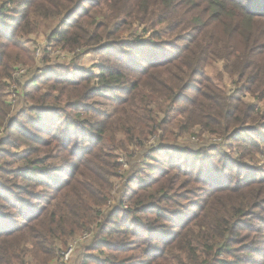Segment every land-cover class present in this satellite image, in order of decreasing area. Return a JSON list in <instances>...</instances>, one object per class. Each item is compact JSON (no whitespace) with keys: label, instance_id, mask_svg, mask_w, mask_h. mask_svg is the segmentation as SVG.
I'll return each mask as SVG.
<instances>
[{"label":"trees","instance_id":"16d2710c","mask_svg":"<svg viewBox=\"0 0 264 264\" xmlns=\"http://www.w3.org/2000/svg\"><path fill=\"white\" fill-rule=\"evenodd\" d=\"M88 54L96 70L49 61ZM257 103L264 0H0V264H53L85 233L82 264H264Z\"/></svg>","mask_w":264,"mask_h":264},{"label":"rangeland","instance_id":"374dc122","mask_svg":"<svg viewBox=\"0 0 264 264\" xmlns=\"http://www.w3.org/2000/svg\"><path fill=\"white\" fill-rule=\"evenodd\" d=\"M136 29H137V27H136ZM138 29H139V33L140 34H143L145 36L148 35V33L147 34H144L143 28H138ZM128 32H130V31H127V33L125 35H127ZM170 38L171 37L167 36L165 39L172 40V38L171 39ZM44 42H45V38L42 35V36H40L38 38V44H41L43 46L44 45ZM145 49H149L151 51V53H152L151 56L143 55V54H145V52L143 51L142 54L140 55V58H142V57H150L151 60L155 61V60L158 59V57L161 55L162 52L167 53L168 55L170 54V53H168L166 51L165 48H161V47H159L157 45L155 47V50L153 49V46L150 47V45H147L144 48V50ZM43 57H44V55L42 54V51H41V53L39 54V56L37 58V61H38L37 68L40 71L42 70L43 67H45V65L42 63ZM50 60H51V65H56V64H66L67 66L73 65V66L82 67V68H84V70L93 69L94 68V65L97 64L100 61L99 58L95 54H88L86 56L79 57L77 59V61H75V62H71V60H62V59H60L57 56H51V57H49V61ZM222 69H223V64L221 62L212 63V66H210V67L207 68L206 73H205V77L211 79V81L213 82V84L215 86H219V85L220 86H227L228 90H231V89H233V87H231L232 86L231 85V81L229 80V78L227 76H225L224 74L222 75V73H223V70ZM93 70H96V69L94 68ZM219 75H222L223 76V81H221V78H218ZM204 78H202V79L199 80V82L197 84V88L200 87L199 85L203 82V79ZM233 86H234V84H233ZM187 94L189 96H192L193 95L192 92H189ZM101 102L103 104H108L106 101H103V100H101ZM245 102L246 103H250V104L256 103L251 96H247L245 98ZM257 104L264 109V105L263 104H260V103H257ZM101 107L102 108H107V105H102ZM175 134H176V132L175 131H172V137H175ZM198 134L199 133H197L196 135H198ZM191 141L197 142V143H206L205 145H209V144H213V143H219L220 142V139H216L215 137H212L211 135L206 134L202 138H196V136L195 137H190V138H188V137L187 138L177 137V138H174L173 140L169 141V143L172 142L174 144H178L179 146H185L186 144L187 145L188 144H191L190 143ZM152 144H155L154 138H151L150 139V143H148V145H152ZM186 158L189 159L190 156H186ZM119 159H120L119 160L120 162H126V163L133 162V158L132 157H127L125 155L119 156ZM130 167L131 166L124 165L123 168L120 171V176L118 178H116V179L113 180V182H114L113 191H115V193H112L110 195V202L108 203V205L106 207L103 208L104 212H106L108 210V208L111 209L114 206H116L115 199H118L121 194L123 195L124 190H122L119 193H116V190L122 186V184L125 182L126 179L128 180L131 177V176L128 177V175L130 173ZM134 168H136V163L134 165ZM247 175L257 176L256 173H254V172H247ZM222 182H223L222 179L219 180V183L220 184ZM133 187L136 188L137 185L136 186L133 185ZM82 235L83 234H81L79 236H82ZM79 236H77V237H79ZM85 244L86 243H84V244H82V245H80L78 247V249L75 251L74 255L72 256V258H71V260H70V262L68 264H82V261H83V259L86 256V251L84 249Z\"/></svg>","mask_w":264,"mask_h":264},{"label":"built area","instance_id":"2783aa9c","mask_svg":"<svg viewBox=\"0 0 264 264\" xmlns=\"http://www.w3.org/2000/svg\"><path fill=\"white\" fill-rule=\"evenodd\" d=\"M25 73L24 69L18 68L16 70V73H14V76L20 77L22 74ZM16 87L12 86L11 91L14 90ZM10 91V92H11ZM12 95V94H11ZM10 95V96H11ZM9 101L14 104L16 102L15 95H12L9 99ZM92 238L91 234L85 233L82 236H79L75 239H73L68 247L65 250L59 251V257L57 260L53 262V264H68L74 255L75 251L78 249V247L84 243H87Z\"/></svg>","mask_w":264,"mask_h":264}]
</instances>
